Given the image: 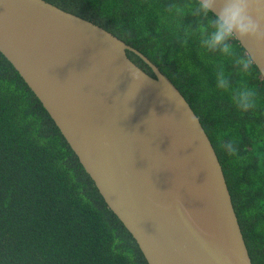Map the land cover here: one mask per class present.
<instances>
[{
    "label": "water",
    "instance_id": "water-1",
    "mask_svg": "<svg viewBox=\"0 0 264 264\" xmlns=\"http://www.w3.org/2000/svg\"><path fill=\"white\" fill-rule=\"evenodd\" d=\"M237 39L264 79V44ZM0 52L40 99L149 264H253L209 135L145 54L47 0H0ZM134 64L144 79L134 81L126 70Z\"/></svg>",
    "mask_w": 264,
    "mask_h": 264
},
{
    "label": "trees",
    "instance_id": "trees-1",
    "mask_svg": "<svg viewBox=\"0 0 264 264\" xmlns=\"http://www.w3.org/2000/svg\"><path fill=\"white\" fill-rule=\"evenodd\" d=\"M100 24L145 54L199 116L221 161L253 264H264V79L241 75L238 39L225 56L201 44L197 0H47ZM170 4L185 8L169 12ZM131 58L153 74L137 54ZM223 67L234 88L258 92L247 112L217 86ZM232 142L235 154L222 147ZM0 264H149L109 207L40 99L0 52Z\"/></svg>",
    "mask_w": 264,
    "mask_h": 264
},
{
    "label": "clouds",
    "instance_id": "clouds-1",
    "mask_svg": "<svg viewBox=\"0 0 264 264\" xmlns=\"http://www.w3.org/2000/svg\"><path fill=\"white\" fill-rule=\"evenodd\" d=\"M219 9V10H217ZM264 9V0H197L191 10L193 16L207 18L210 13L214 14L206 24L198 26L201 44L208 51H218L225 56H232L236 38H253L256 42L264 44V15L259 12ZM169 12L184 15L186 10L183 6L170 4ZM241 75L249 73L254 57L248 53L235 57ZM126 70L131 74L134 81L144 79L140 68L126 65ZM217 86L225 91H232L231 100L235 107L247 112L254 109L258 104V92L254 87L242 84L234 88L231 81L226 77L224 68L217 73ZM222 147L229 155L235 154L236 148L232 142L223 143Z\"/></svg>",
    "mask_w": 264,
    "mask_h": 264
}]
</instances>
